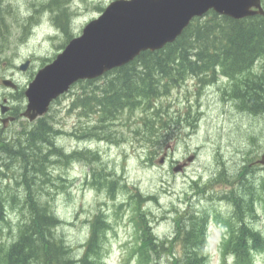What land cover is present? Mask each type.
Listing matches in <instances>:
<instances>
[{
	"label": "rangeland",
	"instance_id": "rangeland-1",
	"mask_svg": "<svg viewBox=\"0 0 264 264\" xmlns=\"http://www.w3.org/2000/svg\"><path fill=\"white\" fill-rule=\"evenodd\" d=\"M67 1L71 32L77 36L112 0ZM0 2L5 3L6 32L0 39V97L9 96L21 112L27 104L24 91L28 84L44 63L64 49L67 36L54 19L60 12L58 7L44 6L49 0ZM28 59L30 66L21 70L20 65ZM254 69L255 75L260 74L261 88L257 91L264 94V58ZM203 76L180 79L156 99L157 108L165 115L151 138L136 133L141 121L136 113L112 121L120 130L113 129L107 139L92 136L87 128L97 118L74 106L75 98L83 92L81 84L74 85L48 113L53 127L61 132L56 144L67 152L69 162L52 153L45 161L46 174H41L29 163L32 156L23 158L29 163L25 168L24 162L0 154V164L10 162L11 167H4L0 175V190L15 191V198L2 196L4 204L10 202L4 208L10 219L6 226H13L4 230L0 240L12 242L19 236L20 223L40 208L37 204L49 202L65 221L59 230L69 242L67 246L75 250L74 255L88 241L90 227L99 215L108 224L100 238L104 264H139L136 246L141 241L136 219L142 210L160 242L152 264L159 258L169 264L170 259L182 255L183 242L176 238L175 219L197 209L198 218H208L200 222L206 225L204 252L209 264H240L237 254L241 261L251 258L244 264H264V165L258 161L264 152V113H258L261 108L256 103L253 111L244 106L236 96L240 88L236 79L222 77L221 72L215 73V80L209 74ZM5 77L19 87L4 86L1 81ZM250 94L255 95L254 91ZM36 122L19 117L4 135L9 141L18 139L23 129L33 128ZM48 145H44L43 153L49 154ZM166 149L168 155L161 164ZM180 164H184L183 170L174 171ZM111 177L117 180L114 187L108 182ZM235 192L243 199L229 197ZM206 210L209 214L204 215ZM249 224L263 237L261 247H254L251 256L234 250L240 241H247V236L230 242L232 234L237 237Z\"/></svg>",
	"mask_w": 264,
	"mask_h": 264
},
{
	"label": "trees",
	"instance_id": "trees-1",
	"mask_svg": "<svg viewBox=\"0 0 264 264\" xmlns=\"http://www.w3.org/2000/svg\"><path fill=\"white\" fill-rule=\"evenodd\" d=\"M49 1L44 6L51 8L52 5H56L58 7L60 12L54 19L58 27L66 34L65 43H68L74 37L71 32L69 18L71 13L67 6L68 1ZM4 5L5 3L0 2V39L6 37ZM24 26H27V23ZM262 58H264L263 16L254 15L234 19L211 10L204 16L193 19L184 32L164 48L156 51H143L132 62L113 69L100 78L81 81L83 92L75 98L74 106L79 107L83 112H88V115L94 114L97 118L87 128L92 136L107 139L110 134L114 133L113 129H119L112 121L120 119L121 115L136 113L141 118L135 130L136 133H144L151 138L156 134V124L163 122L165 115L160 112V108H157L156 99L164 94L167 88L176 85L180 79L187 76H200L204 79L203 75L209 74L212 79L219 71L230 79H236L239 90L248 88L243 94L239 90L236 94L242 99L244 106L253 111L256 103V106L261 108L258 113H264V94L257 91L261 88V85L258 88L260 74L259 76L255 75L256 73L247 76L244 74ZM251 91H254L255 95L250 94V97ZM256 97H260L259 100L255 99ZM17 116L20 117V112ZM36 121L33 128L23 129L18 139L9 141L10 139L2 134L0 154L5 153L4 156H7L8 160L11 158L19 163L24 162L25 168H28L27 165L30 163L34 172L46 174L45 161L52 153L59 155V160L64 163L69 162V159L66 158L68 157L67 152L56 144L55 138L58 130L53 127L51 115L46 114ZM47 135L50 137L48 138ZM40 143H42V148L39 147ZM47 144H49L48 155L43 153L44 145ZM86 151L91 152V149H86ZM30 156L32 158L26 164L25 160ZM52 162L53 160H50L49 164L51 165ZM4 167L10 169V162L0 164V175L3 174ZM23 175L26 179L28 178L26 172ZM115 181L117 182L114 177L108 180L113 187ZM195 182L197 185V181ZM14 192L6 189L0 190V239L1 235H4V230L13 226V224L6 226L10 219L4 208L10 202L4 204L2 196H10L12 199L15 198ZM229 197L243 199L237 192ZM37 205L40 208L35 209L30 218L20 223L17 238L12 242L0 240V264H104V258L100 253V238L103 229L108 225L106 220H102L99 215L96 216V221L90 227L88 241L86 240L81 246L82 250L74 255L75 250L67 246L69 242L60 233L62 221L54 212L52 204L47 202ZM197 212L198 210L195 209L188 215H178L175 219L176 238L183 242L182 255L179 258L170 259L169 264H209V259L204 252L206 225L203 221L200 222V219L208 220V218H203L204 216L200 214L198 218L195 215ZM207 214H209L208 210L204 215ZM150 221L145 216V212L141 210L136 219L141 241L136 246V251L139 253V264H152L153 253L159 252L160 242ZM55 231L59 233L56 235ZM246 232H248L247 235H245ZM246 236L247 241H240L234 246V250L239 253L243 251L251 256L253 248L261 247L259 240L263 239L261 233L252 225H245L242 233L237 237L232 234L230 242L244 240ZM237 255L236 260L240 264H244L243 261L248 259L249 262L251 261V258L246 259V257L241 261L240 254ZM156 263L163 264L160 258Z\"/></svg>",
	"mask_w": 264,
	"mask_h": 264
},
{
	"label": "water",
	"instance_id": "water-1",
	"mask_svg": "<svg viewBox=\"0 0 264 264\" xmlns=\"http://www.w3.org/2000/svg\"><path fill=\"white\" fill-rule=\"evenodd\" d=\"M234 19L261 14V0H113L80 35L71 39L49 63L41 67L29 83L27 105L22 116L31 122L49 112L52 103L79 80L96 79L106 72L132 62L143 51L164 48L182 34L196 17L209 11ZM30 60L23 63L27 70ZM16 89L11 78L1 81ZM10 106L4 104L2 112ZM11 116L5 121L14 120ZM192 158L189 160L191 161ZM164 162V156L160 163ZM260 163L264 164V152ZM184 164L174 168L182 171Z\"/></svg>",
	"mask_w": 264,
	"mask_h": 264
},
{
	"label": "flooded vegetation",
	"instance_id": "flooded-vegetation-1",
	"mask_svg": "<svg viewBox=\"0 0 264 264\" xmlns=\"http://www.w3.org/2000/svg\"><path fill=\"white\" fill-rule=\"evenodd\" d=\"M262 5L264 7V1L262 0ZM258 15V14H256ZM251 73H256L254 67L252 69H250L249 71H246L244 72L245 76L247 75H250ZM8 97H5V96H1L0 97V123L3 124V127L6 128V127H9V125L11 123H14L15 121L18 120V116L15 117L14 120H11V121H5L6 118L8 117H11V116H15L14 113H15V107L13 106V104L11 103L10 99ZM4 100H7V102H5ZM4 104H8L10 106V111L6 114L2 113V109H3V106ZM164 155L167 157L168 155V150L166 149V151L164 152Z\"/></svg>",
	"mask_w": 264,
	"mask_h": 264
},
{
	"label": "bare ground",
	"instance_id": "bare-ground-1",
	"mask_svg": "<svg viewBox=\"0 0 264 264\" xmlns=\"http://www.w3.org/2000/svg\"><path fill=\"white\" fill-rule=\"evenodd\" d=\"M58 17V16H57ZM70 18V17H69ZM57 19H59V18H57ZM29 20V19H28ZM56 20V19H55ZM67 21V20H66ZM56 22V21H55ZM21 24V23H20ZM188 27V26H187ZM186 27V28H187ZM185 28V29H186ZM184 29V30H185ZM184 32V31H183ZM182 32V33H183ZM179 37V36H178ZM177 37V38H178ZM174 42V41H173ZM172 43V42H171ZM169 44V43H168ZM221 75H222V77H226L227 79H230L228 76H226L225 74H223L222 72H221ZM5 78H10V77H5ZM216 78V77H215ZM215 78H213V80H215ZM230 80H232V79H230ZM81 81H83V80H79V81H77V82H75L72 86H71V88L74 86V85H76V84H80V82ZM70 88V89H71ZM70 89L68 90V91H70ZM3 96H5V97H8L9 99H10V101H11V103H12V99L9 97V96H7V95H3ZM13 98H15L14 96H13ZM9 99H7V100H9ZM228 113V112H227ZM17 114H18V110L16 109V107H15V113H14V117H17ZM43 116H45V115H43ZM24 118H26V117H24ZM26 119H28V118H26ZM29 120V119H28ZM16 122V121H15ZM31 122V121H30ZM32 122H34V121H32ZM9 127H6V128H4L3 126L2 127H0V133L1 134H4L5 133V131L8 129ZM59 131V130H58ZM57 131V135H59V133H61L60 131L58 132ZM57 135H56V138L55 139H57ZM103 138H105V137H103ZM43 143V142H42ZM4 163V162H3ZM150 198L149 199H152V197H155V196H149ZM186 197V196H185ZM54 210V209H53ZM246 211V210H245ZM55 212V211H54ZM56 213V212H55ZM56 215L61 219V221H62V224H64L65 223V221L63 220V218H61L57 213H56ZM61 227V226H60ZM90 234V233H89ZM90 236V235H89ZM84 244V243H83Z\"/></svg>",
	"mask_w": 264,
	"mask_h": 264
}]
</instances>
